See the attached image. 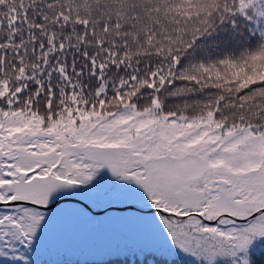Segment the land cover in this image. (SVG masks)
Segmentation results:
<instances>
[{"label": "snow or ice", "instance_id": "6c2138e0", "mask_svg": "<svg viewBox=\"0 0 264 264\" xmlns=\"http://www.w3.org/2000/svg\"><path fill=\"white\" fill-rule=\"evenodd\" d=\"M257 57L264 0H0V264H36L69 211L162 238L108 264H264V81L237 79Z\"/></svg>", "mask_w": 264, "mask_h": 264}, {"label": "rangeland", "instance_id": "374dc122", "mask_svg": "<svg viewBox=\"0 0 264 264\" xmlns=\"http://www.w3.org/2000/svg\"><path fill=\"white\" fill-rule=\"evenodd\" d=\"M99 198H106L116 191L105 173L95 189ZM71 209L72 205H67ZM162 243V238L150 225L134 220H107L92 223L69 211L53 221L48 234L42 239L36 264H51L54 261L96 260L107 257L116 246ZM183 264L194 262L179 253Z\"/></svg>", "mask_w": 264, "mask_h": 264}, {"label": "trees", "instance_id": "16d2710c", "mask_svg": "<svg viewBox=\"0 0 264 264\" xmlns=\"http://www.w3.org/2000/svg\"><path fill=\"white\" fill-rule=\"evenodd\" d=\"M185 3L191 4L192 0H185ZM184 15L188 17L189 20L192 19V14L188 9H182ZM194 12V9L192 10ZM231 37V33H229ZM244 44L243 38L235 37L231 38L228 41H211L208 43V50L211 52L213 56L222 54L225 49H238L242 47ZM237 79L240 81V87L242 89L247 88L253 84H256L259 81H264V57H257L252 64L249 66V69L238 71ZM255 102L257 105L264 106V97H261L259 93L255 96L251 97L247 104H252ZM108 256L102 259L96 260H86L83 262L73 261H54L51 264H108ZM156 264H165L163 261H157ZM166 264H183V261L179 256H173L168 258Z\"/></svg>", "mask_w": 264, "mask_h": 264}]
</instances>
